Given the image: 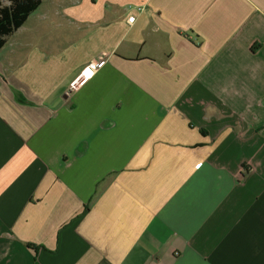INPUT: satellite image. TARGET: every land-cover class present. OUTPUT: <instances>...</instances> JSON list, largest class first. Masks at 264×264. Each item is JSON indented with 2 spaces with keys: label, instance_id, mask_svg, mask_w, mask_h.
<instances>
[{
  "label": "crops",
  "instance_id": "obj_1",
  "mask_svg": "<svg viewBox=\"0 0 264 264\" xmlns=\"http://www.w3.org/2000/svg\"><path fill=\"white\" fill-rule=\"evenodd\" d=\"M0 264H264V0H44L0 51Z\"/></svg>",
  "mask_w": 264,
  "mask_h": 264
},
{
  "label": "trees",
  "instance_id": "obj_2",
  "mask_svg": "<svg viewBox=\"0 0 264 264\" xmlns=\"http://www.w3.org/2000/svg\"><path fill=\"white\" fill-rule=\"evenodd\" d=\"M44 0H0V51Z\"/></svg>",
  "mask_w": 264,
  "mask_h": 264
},
{
  "label": "built area",
  "instance_id": "obj_3",
  "mask_svg": "<svg viewBox=\"0 0 264 264\" xmlns=\"http://www.w3.org/2000/svg\"><path fill=\"white\" fill-rule=\"evenodd\" d=\"M136 17L133 15L129 17L128 23L132 24L134 23ZM107 61L104 58H101L97 61H92L89 64H87L81 74L71 83V92L78 91L81 87L86 85L89 81H91L96 74L99 72L101 68H103L106 65Z\"/></svg>",
  "mask_w": 264,
  "mask_h": 264
}]
</instances>
